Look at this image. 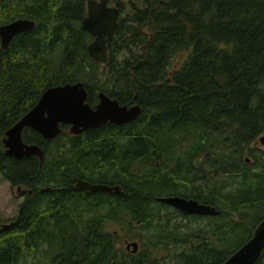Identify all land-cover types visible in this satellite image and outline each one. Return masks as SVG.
I'll use <instances>...</instances> for the list:
<instances>
[{"label": "trees", "instance_id": "obj_1", "mask_svg": "<svg viewBox=\"0 0 264 264\" xmlns=\"http://www.w3.org/2000/svg\"><path fill=\"white\" fill-rule=\"evenodd\" d=\"M109 2L119 7L118 26L99 62L82 27L86 0H0V25L36 21L7 48L0 41V172L23 196L0 220L10 223L0 228V264H40L29 257L48 248L46 264H221L264 217V148L249 146L264 133V0ZM77 80L93 106L103 90L143 110L76 134L63 123L53 139L27 126L23 138L43 148V159L6 153V131L42 92ZM79 178L121 191L77 188ZM172 194L216 205L219 214L158 200ZM125 216L146 227L150 246L118 245L108 226ZM172 242L184 244L176 263L151 249Z\"/></svg>", "mask_w": 264, "mask_h": 264}, {"label": "water", "instance_id": "obj_2", "mask_svg": "<svg viewBox=\"0 0 264 264\" xmlns=\"http://www.w3.org/2000/svg\"><path fill=\"white\" fill-rule=\"evenodd\" d=\"M87 13L82 19V27L94 38L88 45L90 55L99 62L109 58V48L118 26L119 7L109 0H86ZM36 21L30 17H17L0 25V40L7 48L16 34L31 30ZM143 108L139 102L121 103L105 91H99V101L93 106L88 101V90L83 80L69 81L48 86L37 102L5 133L3 143L6 153L20 158L37 155L44 157L43 148L37 143H29L23 138L27 126L37 129L45 138L53 139L63 131L62 124H69L71 133H79L90 127L99 126L107 121L117 124L136 119ZM264 142V135L260 137ZM76 187L91 191H121L119 184L91 182L79 178ZM21 189V186L17 187ZM46 186L41 190L51 189ZM160 201L171 204L189 213H219L216 205L201 202L194 197L172 194L159 196ZM10 223L0 222V228ZM126 248L137 252L139 241L127 240ZM264 251V217L256 225L252 235L228 256L221 264H256Z\"/></svg>", "mask_w": 264, "mask_h": 264}, {"label": "rangeland", "instance_id": "obj_3", "mask_svg": "<svg viewBox=\"0 0 264 264\" xmlns=\"http://www.w3.org/2000/svg\"><path fill=\"white\" fill-rule=\"evenodd\" d=\"M110 3V2H109ZM113 4V3H110ZM264 135V133H263ZM261 135V136H263ZM260 136V137H261ZM249 146H252L254 149L264 148V144L258 138L255 142L250 143ZM250 160V159H249ZM257 162V160H255ZM230 185L227 187H231L235 189L237 183L229 182ZM17 187H12L10 182L5 179L0 172V220L5 221L12 217L18 209V203L23 199V196L17 195ZM237 217V216H236ZM121 221H114L109 223L108 228L110 230H114L118 235V245L126 248V241L136 239L142 245L149 244V234L146 227L142 226L141 222H130L129 216L123 217ZM172 222H178L187 227L196 226L198 224H202L200 220L197 219H183L178 216H173L171 219ZM205 225V223L203 224ZM150 246V245H146ZM184 244H174L173 242L168 246L163 244H158L156 246H152L151 249L153 253L158 256L160 259L169 263H176V253H178ZM50 248L47 251L39 250L36 257L30 256L29 260L32 261L34 259L38 260L40 264H46L50 259Z\"/></svg>", "mask_w": 264, "mask_h": 264}, {"label": "flooded vegetation", "instance_id": "obj_4", "mask_svg": "<svg viewBox=\"0 0 264 264\" xmlns=\"http://www.w3.org/2000/svg\"><path fill=\"white\" fill-rule=\"evenodd\" d=\"M1 41V40H0ZM76 134V133H75ZM260 139V138H259ZM260 141L264 144V142L260 139ZM85 179V178H84ZM191 197H193V196H191ZM128 250H132V249H128Z\"/></svg>", "mask_w": 264, "mask_h": 264}, {"label": "bare ground", "instance_id": "obj_5", "mask_svg": "<svg viewBox=\"0 0 264 264\" xmlns=\"http://www.w3.org/2000/svg\"><path fill=\"white\" fill-rule=\"evenodd\" d=\"M159 200V199H158ZM173 206V205H172ZM175 207V206H174ZM177 208V207H176ZM179 209V208H178ZM183 211V210H182ZM189 213V212H188ZM195 214H198V213H195ZM217 214H219V213H217ZM217 214H215V215H217Z\"/></svg>", "mask_w": 264, "mask_h": 264}]
</instances>
